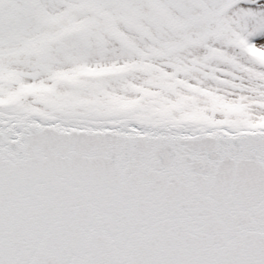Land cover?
Listing matches in <instances>:
<instances>
[{
    "label": "snow or ice",
    "instance_id": "1",
    "mask_svg": "<svg viewBox=\"0 0 264 264\" xmlns=\"http://www.w3.org/2000/svg\"><path fill=\"white\" fill-rule=\"evenodd\" d=\"M0 264H264V0H0Z\"/></svg>",
    "mask_w": 264,
    "mask_h": 264
}]
</instances>
